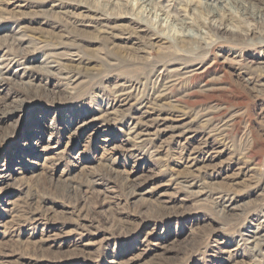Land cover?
<instances>
[{"label": "rangeland", "instance_id": "obj_1", "mask_svg": "<svg viewBox=\"0 0 264 264\" xmlns=\"http://www.w3.org/2000/svg\"><path fill=\"white\" fill-rule=\"evenodd\" d=\"M186 1L155 0L192 54L165 15L0 0V264H264V38L211 36Z\"/></svg>", "mask_w": 264, "mask_h": 264}, {"label": "bare ground", "instance_id": "obj_2", "mask_svg": "<svg viewBox=\"0 0 264 264\" xmlns=\"http://www.w3.org/2000/svg\"><path fill=\"white\" fill-rule=\"evenodd\" d=\"M102 1H104L105 8H106L103 12L107 15V17H104V18L112 17V18H117V19L118 18L128 19L131 23H137L140 26L144 22H148L150 24V27L153 30H157V33H159L160 32L159 30L162 27L161 26L162 20H160L159 18H160V16L165 15V18L166 17L171 18L174 22L176 21L180 26V28H179V34L180 35L177 39V42H178L177 47L179 50L182 51V53H189V54L191 53L192 54L193 52H197V47H201V48L203 47L202 41H204V40L202 38H197V37H195L189 33V32H191L190 30L192 28H194L193 25H191L190 23H187L183 19L176 18V16L172 15V17H170L168 15V9L165 11L166 8L164 6L157 4L155 2V0H102ZM253 1L257 2L255 4L256 7H258L257 12H249L248 11L251 4L254 3ZM191 2L193 4V1H191V0L186 1V3H185V6L189 5L188 9H185L184 5L180 6V8L183 7L182 10H184V12L191 11L190 10ZM196 3L198 5V7L206 14L207 21H206V23L203 24V26L208 28L209 32H211V36H216V35L222 36V35L228 34L229 37H233L235 39H238L239 37H242V36L248 37L251 35L252 36L257 35L256 39L258 41L262 40L261 37L264 38V0H196V1H194V5ZM260 4H261V6H259ZM220 6H221V8H220ZM231 7L237 9L242 14V16L244 18L246 17V18H249V20H252L253 24L255 26L259 25L258 29H261V27H262L263 30L259 31L256 28V29H247L244 32H242V30H241V32H240V30L238 31L236 29V27H235V30H233V29L229 30L227 28V25H231L230 22L233 19L232 14L230 12ZM222 8H224V10ZM94 9L95 10H92V11L90 10V12L93 14V16H91V17L94 18L95 20H103V19H101V18H103L101 15L105 16V14L101 13L99 8H94ZM115 9L122 10V12L116 15L115 13H113ZM87 11L89 12V10H87ZM127 12H131L132 14L131 13L128 14ZM152 17L155 19H152ZM156 19L160 20V23H158L159 21L157 22ZM216 22H218L219 25H215ZM156 39L161 40V37L160 38L157 37ZM156 39H155V41H156L155 43H159V41ZM9 40L11 41V44L17 43V46H19L18 43L21 42V40H23V38L13 37ZM171 48L172 47H169L166 49H171ZM26 53H28V52H26ZM64 54L65 55H62V57L64 59L69 60V61L66 60V62H72L71 57L77 56V54L76 55L70 54V53H64ZM48 57H49V55H48ZM51 58L57 59V60L62 59V58H57V57L55 58L54 56H51ZM52 61H54V60H52ZM77 61H79V58ZM61 62L59 60L57 61L56 65L58 68L57 67L55 68L56 73L50 71V69H52L53 67H50L49 64L52 62H47L48 64L42 63L45 65V66H43V69L46 71V72H44V74H46V75L48 74V75H51L53 77H57L58 79H60L62 81H66L65 85L67 88H75L80 83V78L76 74H71L73 69L76 68V66L71 64V66H69V67H72L71 70L70 69L66 70L64 68L65 64H61ZM61 67H63V68H61ZM261 68H264V66H262ZM65 71L69 72V73H67L66 75L63 76L62 72H65ZM157 79L158 80L163 79V75H161V73L158 74ZM169 83H171L170 80L165 81V84H169ZM24 84L30 86V82H26ZM161 88H163V87H161ZM227 204H229V203H227ZM256 246H258V244H256Z\"/></svg>", "mask_w": 264, "mask_h": 264}]
</instances>
